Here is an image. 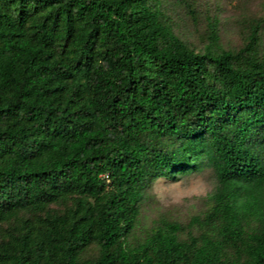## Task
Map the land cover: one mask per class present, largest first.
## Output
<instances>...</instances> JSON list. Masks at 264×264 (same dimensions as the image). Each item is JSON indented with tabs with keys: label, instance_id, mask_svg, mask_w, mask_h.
Here are the masks:
<instances>
[{
	"label": "trees",
	"instance_id": "1",
	"mask_svg": "<svg viewBox=\"0 0 264 264\" xmlns=\"http://www.w3.org/2000/svg\"><path fill=\"white\" fill-rule=\"evenodd\" d=\"M169 1L0 0V264H264V20L198 52ZM205 166L203 232L132 245L149 186Z\"/></svg>",
	"mask_w": 264,
	"mask_h": 264
},
{
	"label": "rangeland",
	"instance_id": "2",
	"mask_svg": "<svg viewBox=\"0 0 264 264\" xmlns=\"http://www.w3.org/2000/svg\"><path fill=\"white\" fill-rule=\"evenodd\" d=\"M167 5L175 33L198 52L209 43L214 24H218L222 47L239 50L246 44L251 26L264 20V0H170ZM217 186L216 173L210 166L180 181H155L145 193L140 221L130 243L136 246L144 242L165 223L182 225L184 239L192 232L201 234ZM53 208L63 210L62 206ZM10 227L0 228V238L8 236ZM98 254L99 248L94 246L88 256Z\"/></svg>",
	"mask_w": 264,
	"mask_h": 264
}]
</instances>
